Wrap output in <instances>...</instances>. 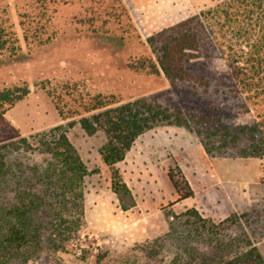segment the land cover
<instances>
[{
	"label": "rangeland",
	"instance_id": "374dc122",
	"mask_svg": "<svg viewBox=\"0 0 264 264\" xmlns=\"http://www.w3.org/2000/svg\"><path fill=\"white\" fill-rule=\"evenodd\" d=\"M220 1L68 0L50 5L47 18L39 23L37 0H0V37L9 41L0 49V90L22 84L31 88L4 114L8 127L0 129V144L26 137L35 146L38 134L63 126L90 172L83 181L80 229L58 249L46 233L43 251L23 264H177L191 250L210 255L217 237L226 242L241 234L248 235L264 256V188L253 183L243 196L235 181L222 184L209 177L206 185L198 179L211 157L235 158L238 153L208 154L195 133L184 128L158 127L143 134L117 164L135 201L124 211L100 154L104 133L88 135L79 117L62 120L53 99L34 86L46 81L57 88L65 111L73 105L66 86H73L78 99L97 94L121 102L154 97L190 113L220 117L231 128L249 124L258 112L264 114V98L224 93L227 88L221 77L228 67L219 58L191 62L190 72L203 76L196 84L172 86L162 71L133 67L140 59L154 61L147 43L151 34ZM260 157L264 163V155ZM8 160L11 172L23 175L22 180L31 177L33 168L46 164V157L37 151L9 153ZM171 169L186 174L192 183L196 196L186 203L178 200L169 181ZM8 180L11 197L18 178ZM124 204L128 206L130 200L126 198ZM193 207L226 226L221 235L211 236L212 246L207 245L208 235L197 233L183 215Z\"/></svg>",
	"mask_w": 264,
	"mask_h": 264
},
{
	"label": "trees",
	"instance_id": "16d2710c",
	"mask_svg": "<svg viewBox=\"0 0 264 264\" xmlns=\"http://www.w3.org/2000/svg\"><path fill=\"white\" fill-rule=\"evenodd\" d=\"M66 1L37 0L40 7L37 21L40 23L47 18L50 5ZM27 37L25 35V39ZM8 42L7 38L0 37V49L6 48ZM147 43L154 61L138 60L133 65L137 70L162 71L172 86L183 82L196 84L203 81V76L190 72L191 62L219 58L228 67V73L221 77V85L227 88L224 93L236 98H264V0L220 1L154 32ZM34 86L53 99L62 120L79 117V124L88 135L104 133L106 140L100 154L111 171V189L124 211L135 206V201L117 164L125 159L140 136L158 127L194 132L208 154L231 150L241 157L264 155V114L260 112L251 123L231 128L220 117L190 113L177 104H163L154 97L121 102L97 94L78 99L73 86H66L73 105L65 111L58 100L57 88L46 81L36 82ZM30 93L27 84L0 90V129L8 127L4 118L6 111ZM19 151L43 154L45 166H36L31 177L22 180L23 175L11 172L13 165L8 160L9 153ZM89 173L63 126L38 134L35 146L26 137L0 144V264H23L39 256L46 233L54 241L55 249L72 239L83 223V181ZM9 177L13 179L10 181L18 178L11 197L8 196ZM168 178L179 201L193 197V190L182 172L171 169ZM126 198L130 200L128 206L124 204ZM183 215L197 233L208 235L207 245L212 246L211 236L221 235L226 227L202 216L194 207ZM212 248L215 251L210 255L191 250L181 255L184 259L177 264H264V256L246 234L226 242L217 237Z\"/></svg>",
	"mask_w": 264,
	"mask_h": 264
},
{
	"label": "crops",
	"instance_id": "0c3cea01",
	"mask_svg": "<svg viewBox=\"0 0 264 264\" xmlns=\"http://www.w3.org/2000/svg\"><path fill=\"white\" fill-rule=\"evenodd\" d=\"M207 153V152H206ZM184 177L190 184L194 195L195 190L192 186V183L189 180V177L186 174ZM209 177L218 179L219 182L228 183L230 181L237 182L238 185V193H242V195L248 194L249 189L252 187V184L259 186L260 188H264V163L262 157H211L209 159V165L205 168L204 173H201L198 176V179L201 181H205V184L208 185ZM202 184V183H201ZM263 191V190H262ZM261 191V192H262ZM204 194L205 197L208 195ZM264 194V193H263ZM262 194V195H263ZM191 198H187L183 203H186L187 200H191ZM195 207L198 208L196 204ZM203 216L202 212L200 211Z\"/></svg>",
	"mask_w": 264,
	"mask_h": 264
}]
</instances>
